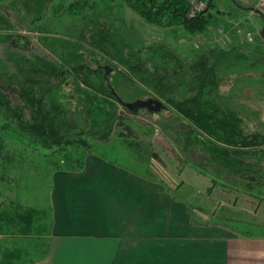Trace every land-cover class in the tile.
I'll list each match as a JSON object with an SVG mask.
<instances>
[{
  "label": "rangeland",
  "instance_id": "1",
  "mask_svg": "<svg viewBox=\"0 0 264 264\" xmlns=\"http://www.w3.org/2000/svg\"><path fill=\"white\" fill-rule=\"evenodd\" d=\"M200 1H205L207 7L208 0H196L193 4L188 0L190 9L186 18L202 14L203 11L191 17L192 6ZM213 4L209 12L208 30L196 34L189 32L182 23L169 22L167 14L164 17L158 15L152 23H147L127 11L126 18L135 24L141 39L139 42L143 44L138 48L140 53L136 55V60L124 59L121 63L107 61L113 58L115 49L99 39L102 34L97 33L95 24L89 17L86 20L81 17L78 0H0V60L7 55V46L15 42L19 46V54L51 59V64L54 65V61L73 62L74 55L81 56L79 59L85 67L81 75H78L77 69L69 70L67 65L62 68L63 71L66 70L64 73L55 75L46 70L41 73L40 79L49 78L50 82L59 86L64 94L66 108L78 120L85 121L87 118L88 104L82 94L84 91L113 103L114 110L118 113L110 138L106 142L98 141V135H91L95 129L93 127L92 131L85 133L86 146L71 143L65 147L46 150L27 142L24 147L22 140L7 132L4 148L0 146V157H10L9 160L0 159V195L5 194L13 199L18 197L24 207L31 204L38 208L34 203L41 205L46 202L47 170L52 167L49 162L56 160L66 168L67 163L76 157L80 161L82 155L99 153L121 158L123 163L138 166V170L144 174L165 183L170 191L176 192L177 197L190 194L193 198L206 197L213 202L223 200L238 203L252 210L256 207L254 220L258 223L263 220L264 178L258 179L250 173L248 176L255 179L244 182L235 176L226 175L223 169L216 172L207 164L197 166L183 161L184 155L177 145L179 137L172 129L176 111L173 104L166 103L165 98L160 97L157 74L153 77L151 72H145L146 68L154 67V64L145 62L150 56L147 50L153 45L163 47L167 53L163 61L168 65L170 62L173 67L171 72H167L164 84L172 91L170 96L174 102H177V99H181V93L188 94L192 91L189 66L197 50L217 46L216 48L228 51L231 41L252 49L240 51L243 57L237 58V63L233 62L236 65L222 67L220 76L216 77V83L205 94V99L207 105L214 107L216 111L215 120L228 123L229 126H239L241 133L237 138H257L256 141H264V41L255 32L253 21L239 14L238 8L229 0H214ZM87 14L88 12L85 15ZM158 18L161 20L158 21ZM81 30L83 37L78 36ZM237 30L241 32L238 33ZM248 32L253 35L251 42L247 40ZM98 40L103 42L105 49L102 47L104 45H96ZM137 63L144 66H134ZM88 72L91 74L88 75ZM96 75L105 80L104 91L112 94V99L105 96L106 93H100L102 82ZM163 75L158 74L159 79ZM84 76L90 85L79 82ZM148 99L157 100L164 107L156 112L146 108L135 111L121 104ZM93 114L96 115L91 111V115ZM7 125L8 122L0 113V128ZM128 126L134 130L131 136L125 129ZM120 132L124 137L118 136ZM220 133H223V129ZM135 144H140L142 151L135 148ZM255 149L251 150L257 151ZM259 149H264V143ZM259 149L256 154L252 153L254 157L251 160L253 163L260 161V165L264 166V152L260 153ZM20 153L23 156L19 157ZM150 153L157 157H149ZM42 155L46 159L41 158ZM3 177L7 180H2ZM24 241L18 238L16 244L13 240L11 255L12 258L18 257V260H9L4 264L21 262L20 247L24 245ZM3 252L0 251V258Z\"/></svg>",
  "mask_w": 264,
  "mask_h": 264
},
{
  "label": "trees",
  "instance_id": "2",
  "mask_svg": "<svg viewBox=\"0 0 264 264\" xmlns=\"http://www.w3.org/2000/svg\"><path fill=\"white\" fill-rule=\"evenodd\" d=\"M213 1L208 0V5L202 14L190 19L185 17L190 9L188 0H78V9L84 20L89 17L93 21L97 33L102 34L99 39L115 49L113 58L107 61L122 63L124 59L127 61L136 60V55L140 53L138 48L143 44L139 42L141 39L135 24L126 18L127 11L139 16L147 23H152L158 15L164 17L167 14L169 22L182 23L189 32L196 34L208 30L209 10L213 7ZM87 12L88 14L85 15ZM160 20L161 18H158V21ZM83 35V30H81L78 36L83 37ZM100 40L97 41V46L104 45ZM102 47L104 48L105 45ZM216 47H202L194 53L195 58L189 66L192 91L188 94L187 92L181 93L179 96L181 99H177V102H174L170 96L172 91L167 89L164 84L167 72H171L173 67L170 62L168 65L163 61L167 55L163 47L157 48L153 45L147 50L150 56L145 62L154 64V67H152L153 69H143L147 73L151 72L153 77L154 74H157V87L161 90L160 97L165 98L166 103L173 104L176 113L173 118L175 127L173 125L172 129L179 137L177 145L184 155L183 161L197 166L207 164L216 172L223 169L226 175L235 176L244 182L255 179L248 176L250 173L258 179L264 178V166L260 165V161L253 163L251 160L264 141H256L257 138L249 140L247 137L237 138L241 133L239 126H229L228 123L215 120L214 107L207 105L205 96L215 85L216 77L220 76L222 67L232 65L233 62L237 63V58L243 57L240 51H226ZM7 48L5 53L7 55L0 60V113L5 117L8 125L2 126L3 129L0 128V146L4 148L3 143L7 132H11L13 136L22 140L24 147H26L25 143L30 142L46 150L65 147L71 143L86 146L85 133L92 131L93 127L95 129L91 135H98V141L106 142L110 138L118 119V113L114 110L113 103L91 96L87 91L82 92L87 100L86 111L88 109V112L86 120L81 121L66 108L64 94L59 86H55V83L50 82L49 78L40 79L41 73L46 70L55 75L64 73L66 70L63 71L62 68L67 65L69 70L77 69L78 75H81L85 68L83 61L79 59L82 58L81 56L74 55L73 62L72 60H68V62L67 60L61 62L53 60L54 65L51 64V59L39 56L26 57L19 54L17 51L19 46L16 45V42ZM174 64H177V60L174 61ZM134 66L141 68L144 65L137 63ZM160 73L161 76L164 75L159 79L158 74ZM89 74L91 73L88 72ZM96 77L102 82L100 83L102 86L100 93H106L104 95L112 99V94L104 91L105 80L100 75H96ZM79 82L86 86L90 85L86 76ZM91 111L96 115H91ZM181 124L182 127H180ZM125 129L129 136L134 133L130 126ZM221 129H223L222 134L220 133ZM118 136L124 137L122 132ZM123 139L127 141L125 138ZM134 147L142 151L140 144H135ZM252 148H256L257 151L251 150ZM259 150L260 153L264 152V149ZM23 153H20L19 157L23 156ZM44 156L42 155L41 158L46 159ZM9 157L2 156L0 159L9 160ZM84 157L85 155H82L80 161L78 157L69 161L67 167H81ZM149 157L156 158L157 156L150 153ZM49 163L58 169L65 168L56 160ZM3 179L7 180L4 177ZM16 198H8L5 194L0 195V245L2 246L0 251H4L0 258L2 264L16 259V257L12 258L10 250L13 240L17 244L18 238L20 240L27 239L26 237L33 232L37 233L39 228L36 227L33 219L37 211L24 207L19 201L20 199ZM14 264L22 263L15 262Z\"/></svg>",
  "mask_w": 264,
  "mask_h": 264
},
{
  "label": "crops",
  "instance_id": "3",
  "mask_svg": "<svg viewBox=\"0 0 264 264\" xmlns=\"http://www.w3.org/2000/svg\"><path fill=\"white\" fill-rule=\"evenodd\" d=\"M237 12L261 39L264 18ZM229 49L252 50L237 41ZM121 160L92 153L79 168L47 170L46 202L27 204L39 228L20 247L22 264H264L256 207L177 197Z\"/></svg>",
  "mask_w": 264,
  "mask_h": 264
},
{
  "label": "water",
  "instance_id": "4",
  "mask_svg": "<svg viewBox=\"0 0 264 264\" xmlns=\"http://www.w3.org/2000/svg\"><path fill=\"white\" fill-rule=\"evenodd\" d=\"M231 2L237 7V8H240L242 10H245V11H248V12H253V13H256L258 15H260L262 18H264V14L259 11L258 9H255V8H251V7H245V6H242L240 4H238L236 2V0H231ZM264 27V26H263ZM263 27H262V30H263ZM262 30H261V33H262ZM125 107H127L128 109L130 110H137L139 108H146L148 111H151V112H156V111H159L160 109L163 108V105L161 102L157 101V100H153V99H148V100H138V101H135L133 103H122Z\"/></svg>",
  "mask_w": 264,
  "mask_h": 264
},
{
  "label": "built area",
  "instance_id": "5",
  "mask_svg": "<svg viewBox=\"0 0 264 264\" xmlns=\"http://www.w3.org/2000/svg\"><path fill=\"white\" fill-rule=\"evenodd\" d=\"M195 1L196 0H189V3L193 4ZM237 1L247 7L258 9L264 14V0H237ZM204 8L206 9L205 1H200L194 4L191 8V17L203 11ZM247 37L249 41H252L253 37L251 34H247ZM261 39L264 41V27L261 33Z\"/></svg>",
  "mask_w": 264,
  "mask_h": 264
}]
</instances>
